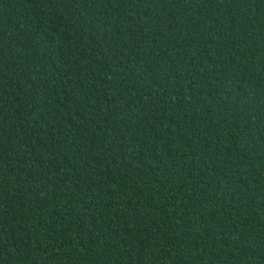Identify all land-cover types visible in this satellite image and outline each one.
<instances>
[{"label": "trees", "instance_id": "16d2710c", "mask_svg": "<svg viewBox=\"0 0 264 264\" xmlns=\"http://www.w3.org/2000/svg\"><path fill=\"white\" fill-rule=\"evenodd\" d=\"M0 264H264V0H0Z\"/></svg>", "mask_w": 264, "mask_h": 264}]
</instances>
